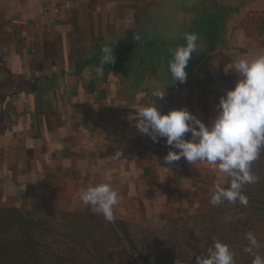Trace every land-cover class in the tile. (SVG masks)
I'll return each instance as SVG.
<instances>
[{
    "label": "crops",
    "instance_id": "0c3cea01",
    "mask_svg": "<svg viewBox=\"0 0 264 264\" xmlns=\"http://www.w3.org/2000/svg\"><path fill=\"white\" fill-rule=\"evenodd\" d=\"M47 1L0 0V205L28 206L47 192L68 209L90 212L80 192L111 177L115 219L134 222L156 211H188L225 184L226 174L207 162L165 164V139L153 142L134 126L153 92L130 96L99 59L100 45L130 33L157 0H52L59 14L51 30ZM232 44L229 61L228 53L208 58L195 86L157 98L160 111L186 108L209 125L236 83L233 62L264 49V13L236 27Z\"/></svg>",
    "mask_w": 264,
    "mask_h": 264
},
{
    "label": "clouds",
    "instance_id": "9594fccd",
    "mask_svg": "<svg viewBox=\"0 0 264 264\" xmlns=\"http://www.w3.org/2000/svg\"><path fill=\"white\" fill-rule=\"evenodd\" d=\"M198 40L197 34L189 33L185 36L184 45L171 50L168 71L174 82L186 81L185 69L193 54L197 53ZM114 58L112 47L105 46L102 49V66L113 62ZM231 69L237 73L238 79L219 98V112L209 125L186 108L162 113L156 99L165 98L164 87L153 91L154 101L138 107L134 126L153 142L165 139L166 145L170 146L163 158L165 164L171 165L181 158L190 164L207 162L230 178L228 187L214 185L209 201L212 206L227 201L239 202L246 207L248 198L242 193V187L257 181L251 165L264 150V51L253 58L234 61ZM186 133H190V138L185 139ZM79 199L93 213L102 214L107 222L114 221V207L119 202V194L112 186L111 177L82 190ZM246 239L249 246L244 251L253 253V249L260 245L251 232L246 234ZM196 264H235L234 253L227 244L216 240L207 256L196 257ZM252 264H264V257L254 254Z\"/></svg>",
    "mask_w": 264,
    "mask_h": 264
},
{
    "label": "trees",
    "instance_id": "16d2710c",
    "mask_svg": "<svg viewBox=\"0 0 264 264\" xmlns=\"http://www.w3.org/2000/svg\"><path fill=\"white\" fill-rule=\"evenodd\" d=\"M251 171L258 179L242 187L248 198L246 207L224 201L192 216L197 224L212 227L196 250L182 251L183 240L169 237L167 251L156 253L155 241L144 238L136 242L129 222L123 219L107 222L103 216L65 212L60 221L51 222L37 217L32 207L0 206V264H196L197 256L208 255L215 234L220 233L224 244L240 238L245 249L249 232L260 245L253 253L264 257V150L252 163ZM229 183L226 175L225 187Z\"/></svg>",
    "mask_w": 264,
    "mask_h": 264
},
{
    "label": "water",
    "instance_id": "95a60500",
    "mask_svg": "<svg viewBox=\"0 0 264 264\" xmlns=\"http://www.w3.org/2000/svg\"><path fill=\"white\" fill-rule=\"evenodd\" d=\"M264 12V0H157L140 15L134 29L110 37L100 49L111 46L114 61L106 68L118 74L128 94L195 86L200 67L210 57L233 50L232 33L251 13ZM198 35V50L185 69L186 81L174 82L168 62L171 50ZM102 63V54L99 55Z\"/></svg>",
    "mask_w": 264,
    "mask_h": 264
},
{
    "label": "rangeland",
    "instance_id": "374dc122",
    "mask_svg": "<svg viewBox=\"0 0 264 264\" xmlns=\"http://www.w3.org/2000/svg\"><path fill=\"white\" fill-rule=\"evenodd\" d=\"M261 13H251L252 14H262ZM248 15V17H249ZM246 20V19H245ZM263 51L264 49L261 48ZM234 53L231 51L228 52L227 57H232ZM231 61V59H230ZM231 75L234 77V82L237 81V73L229 69ZM226 184V182H225ZM223 184L221 187H225ZM212 190V189H211ZM212 191L208 195L201 197V201L194 207H188L190 210L178 209L175 212H157L151 218H144L139 221L129 222V228L133 234L134 240L139 242V240L147 238L150 241H155V250L156 253H161L167 251L165 246L167 239L171 237L177 241L183 240L181 249L187 250H196V246L202 241L201 237L209 236L212 227L206 224H197L196 219L192 216H199L204 214L207 211L212 210L215 206L212 207L210 204V198ZM66 203L60 202L56 196H52L49 193H43L38 197H35L34 202L28 206H14L20 209L33 208L36 210V216L41 219H49V221H60V217L65 212H82L86 215H98L92 213L91 211H82L80 209H68ZM1 206V205H0ZM11 207V206H4ZM102 216V215H98ZM116 220V219H114ZM196 222V223H195ZM220 241V233L215 234L214 241ZM211 240L209 248L213 247V242ZM176 245V242H172ZM229 246L230 250L234 253L235 264H252V259L254 253H246L244 255V245L242 239H236L234 242L225 243Z\"/></svg>",
    "mask_w": 264,
    "mask_h": 264
},
{
    "label": "built area",
    "instance_id": "2783aa9c",
    "mask_svg": "<svg viewBox=\"0 0 264 264\" xmlns=\"http://www.w3.org/2000/svg\"><path fill=\"white\" fill-rule=\"evenodd\" d=\"M43 13L44 19L48 25V30H51L59 14V8L54 1L48 0L44 6Z\"/></svg>",
    "mask_w": 264,
    "mask_h": 264
}]
</instances>
